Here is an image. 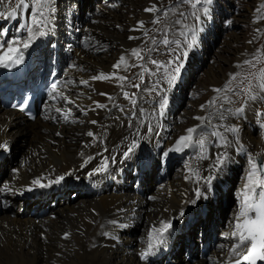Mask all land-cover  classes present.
Wrapping results in <instances>:
<instances>
[{"label":"bare ground","instance_id":"obj_1","mask_svg":"<svg viewBox=\"0 0 264 264\" xmlns=\"http://www.w3.org/2000/svg\"><path fill=\"white\" fill-rule=\"evenodd\" d=\"M18 2L4 0L0 4V12L5 13L0 16V54L8 43L17 41L15 46L23 52V59L11 67L0 65L2 72L20 74L30 53L37 49L36 63L41 62L46 73L47 65L61 68L66 82L57 92L59 102L44 104L33 121L8 108L9 95L0 99V145H4L0 150L11 151L22 139L26 142L19 156L0 157V264H225L238 242L231 233L251 163L257 164V157L264 158V76L253 79L249 87L233 84L235 91L249 92L242 111L226 98L215 102L216 111L215 106L209 108L195 101L183 123L172 116L181 96L178 91L162 115L159 110L160 93L168 99L174 95L173 86L162 81L180 52H175L178 49L171 42L168 56L172 62L166 64L168 60L158 57L157 48L156 56H150L149 46L143 47L140 41L143 22L153 17L154 5L126 0L129 6L125 12L123 7L113 10L101 1L96 11L86 15L83 7L90 0H51L50 10L45 12V35H37L24 49L27 27L33 26L37 6L35 0H25L28 8H16ZM207 17L199 24L200 33L189 50L202 57L207 47L199 45L207 31ZM125 22L128 26L122 30ZM250 45L247 50L233 49V62L224 55L230 49L217 52L215 64L206 70L207 77L197 90H208L211 96L219 87L238 81L240 76L232 72L253 49ZM144 48L148 50L137 56ZM251 60L244 62L260 63L257 58ZM130 62L135 70L133 82L125 79ZM101 75L105 78L93 79ZM144 78L147 88L137 91L133 85ZM153 88L156 91H149ZM126 90L134 95L128 108L117 101ZM190 128L195 132L188 147L173 144L174 137L186 136ZM232 128L237 131H230ZM259 128L261 133L256 137ZM133 141L137 147L125 158L123 153ZM144 149L151 152V171L141 168ZM170 149H190L187 160L177 164L172 173L165 168ZM218 157L223 158L220 165ZM105 160L106 170L97 171ZM241 171L233 199L229 192ZM209 176L213 179L207 184L205 178ZM59 177L63 179L56 182ZM133 178L137 181L130 187L128 182ZM34 180L45 186L32 183ZM26 191L35 194L26 197ZM72 192L77 195L74 199ZM190 211L201 213L195 217L198 221L184 222ZM164 223H171L164 243L149 251V234ZM197 228L199 247L193 240ZM216 230L220 232L208 249L209 241H205L211 242ZM183 237L186 240L181 245ZM153 239L155 242V233ZM144 253L147 255L142 258ZM164 253L167 255L162 258Z\"/></svg>","mask_w":264,"mask_h":264},{"label":"rangeland","instance_id":"obj_2","mask_svg":"<svg viewBox=\"0 0 264 264\" xmlns=\"http://www.w3.org/2000/svg\"><path fill=\"white\" fill-rule=\"evenodd\" d=\"M70 1L73 2V1H77V0H70ZM99 1L101 2L103 0H90L89 4L86 3V5H84V7H83L84 13L87 15L89 13H93L94 11H96L97 4L100 3ZM117 1L118 0H110L111 3H117ZM125 1L126 0H119L118 2L120 5H117V7L115 6L114 8H110V9L114 10L117 8L119 11L123 7L124 11L126 12L128 10L129 4H125L124 3ZM137 1L143 2L142 5H144L146 3H151L152 5H154V6H152V7H154L153 10H155V11H153V17L151 19H149L150 21L145 20L143 22V27L145 28L142 30V34H141V40L143 42L140 40L143 43V47L149 46L147 48L150 49V51H149L150 56H156V54L154 53L155 52L154 49L157 48L158 57H162L161 60H166V61L168 60L166 62V64L173 61L174 63L172 65H168V68L171 70L170 71L171 73L173 72V69L177 66V64H179L180 62L183 64V67L181 68V70L183 71V69H184L185 73H186L185 74L186 76H184V73L179 75V78H181V75L183 78V82L181 84H179L180 82L177 81L178 79L172 84L173 88L176 87V84H179L176 88V91H174L172 103H173L174 96L179 95V93H181V96H179L178 99L176 100L177 104L175 106V109L173 110L172 116L176 117L178 120L183 121V123H185L186 120L188 119V116H189L188 113H189L190 109H193L191 106V102L195 103V101H196L199 104L201 103V105L203 104L202 106H207L209 108L215 106L216 108L214 111H216L217 106H216L215 102L219 101L220 98H226V99L229 98L232 101V103L238 105L236 107L243 109V107L246 103V100H247V95L249 92L244 93L240 89H237V91H235L236 88L234 87L233 84H236V86H237L239 84L245 83L249 87L250 83L252 82L253 79L255 81L256 79H259L262 76H264V72L262 71V68L260 66V65L264 66V0H224V2L221 0H217V2H223L222 7H224L227 11L231 10V12L229 11L230 13L228 12L229 13L228 15H226L224 17L222 16L221 19L219 17L214 18V15L212 13L213 12L212 8L214 7V5L213 6L210 5L209 7H203V6H200L199 4H197L196 8H193L192 7L193 2H190L191 0H137ZM203 1L209 2L210 0H203ZM219 4L220 3H218V5ZM193 13H195L196 15H198L200 17L199 22L195 19V16L193 15ZM252 13L254 16H252ZM222 14H224V13H222ZM205 15L208 16L207 17L208 21L204 25V27H206L205 31L206 30L207 31L203 33L204 36H201L202 39H200V45L199 46L203 47L205 44L204 48L207 47V49H206L205 56L202 57L203 55L201 53L198 54L195 51H193V53H189V50L192 48H188L187 44H189V43H192L193 45L195 44L196 39H195V41H193L192 37H193V35H195V38H196V36L198 37V35L200 33L198 27H199V24L203 21V18ZM129 16H130V18L134 17L133 14H130ZM214 19H220L221 21L219 23L216 22V24H217L216 28L217 29L211 31L209 28H210V26L214 25V23H215ZM209 20H210V23H209ZM227 20L230 21V24L225 26L224 22H226ZM1 24H3V23L0 22V25ZM124 24H123V28H121L122 30L126 29L128 26L127 22H125ZM152 32L155 34H153ZM125 34H127V33L125 32ZM151 35L153 38L150 37ZM235 38H236V40H235ZM165 40L169 41V43L165 44L164 43ZM171 42H172L171 46L177 47V49H178V50H175V52H178V53L180 52V53L177 56H175V58L172 61H169L170 57L168 56V49H169ZM229 44H230V46H229ZM249 44H252V45H250V47L253 49L249 50V53L246 55V57L239 63L240 65L238 64V68L232 72L233 75L236 74L235 75L236 77H237V75L240 76L239 80L232 83V84L226 85L230 92L228 91L226 86L223 85L222 87L218 88L219 91L215 92V94H214L215 98H213L212 96H214V95L210 96V93L208 90H205V89L197 90V87H198L197 85L200 83V81L202 79H204L205 77H207L206 70L209 68V66L215 64L214 58H215L217 52L223 53L224 48L230 49L231 55L228 52H224V55L228 56V59L230 60V62H233V59L235 58L234 50H247ZM147 48H144L140 53L141 55L138 54L137 56H142V53L144 54V52L146 50H148ZM36 50L37 49L33 50L30 53L27 61L32 57L34 59V62H37L39 57H38V51H36ZM202 50H203V48H202ZM220 50H222V51H220ZM151 51H152V53H154L153 55H152ZM105 52H107V51H105ZM184 52H187V56L190 54V57L185 58L183 56ZM204 52H205V50H204ZM133 56H135V53L129 54V57H130L129 61L133 59ZM192 56H193V59H191ZM253 58H257V61L260 63H258L257 65H253V64H250L248 62H244L247 60L250 61ZM151 60L152 59L149 58V61H151ZM251 61H253V60H251ZM162 62H165V61H162ZM132 63L130 62L131 65H129L127 68L128 70H126L125 79H128V80L133 82L134 81L133 78H136V77L133 76V73L135 72V70L133 68ZM26 64H27V62H26ZM152 64H151V66H152ZM47 66H50V65H47ZM42 67H43V64H42ZM132 69L134 70L133 72H132ZM149 69H150V67H149ZM149 69L147 68L146 71H148ZM226 71H228V68L226 69ZM170 72H168V74H171ZM246 72H249V76L246 74ZM236 77H234V78L236 79ZM145 80L146 79L144 78L140 84L138 83V84H134V85H141L145 82ZM165 80H166V77H165ZM165 82L167 83V81H165ZM262 82L264 83V81H262ZM137 91H139V90L137 89ZM230 93L235 98L234 100L231 97ZM244 96H245V99L243 100ZM120 97L121 96H119L117 101L118 102H119V100L122 101V103H120V105L124 106V108L125 107L128 108L130 106V103H128L129 101L124 102L122 99H120ZM124 97H126V96H124ZM132 98H130V99H132ZM199 100H200V102H199ZM210 102H212V103H210ZM180 121L178 122L179 124H180ZM257 124L259 127L260 123H258V121H257ZM252 125L254 126V124H252ZM260 133H261V128H259L257 133H255L256 137ZM171 134H172V132L169 134L168 140L171 139V137H172ZM177 136L173 138V140H172V142H174L173 144H175L177 142V139L181 137V136L180 137H177ZM25 144H26V142H24V140L22 139L21 142H19V144L16 147H14L11 151H8L5 149L0 150L1 151L0 157L7 156L8 154H15L16 156H19L21 154V152L25 149ZM188 155H190V154H188ZM188 155H186L182 158H179V157L173 158L172 157L171 162H170V166H169L170 173L174 172L177 169V164H179V163L182 164L181 161L185 162L187 160ZM168 157L170 158V154ZM166 161H168V158ZM157 163H158V161H157ZM165 163H167V162H165ZM165 168H166V165H165ZM242 174H243V171L239 172L238 174H236L235 179H233V184L231 187L232 189H230V192H229L230 196L232 195L233 199H234V194L237 190L238 182L240 181ZM134 180H135V178L130 179V181H132V182H130V181L128 182L130 187L132 186V183H135ZM135 181H137V180H135ZM72 182L73 181L71 180L70 182H68L67 185L71 184ZM220 186L221 185H219L218 188ZM47 187H50V186H47ZM152 189L155 190V183H154ZM29 191H26V197H30V196L35 194V193L29 192ZM72 194H71L72 199L76 198L77 195H75V193H73V192H72ZM201 208L203 210L206 208V206L201 207ZM207 210H209V208L206 209V211ZM190 212H192V211H190ZM192 213L194 215L193 218L199 217L201 214L199 211L198 212H192ZM187 220H189L188 215H187V217H185L184 222H186ZM195 220L198 221L197 218ZM224 220H225V217L223 218L222 223H224ZM175 226H174V228H175ZM198 231H199V229L197 228L195 230V232L193 233V240L197 241L198 247H199V245H200V238H199L200 234H198ZM219 232H220V230H216L214 232L213 236H217ZM213 236H212V238H213ZM185 240H186V238L183 237L180 240L179 244L182 245ZM208 241L210 242V240L206 239L205 242H208ZM209 242L207 243L208 249L211 247L212 240L210 243ZM180 251H181V254H183V250L180 249ZM200 253H202V252H200ZM165 255H167V254L164 253V254H162L161 257L163 258ZM195 256L198 257L199 252H197L195 254ZM158 258H160V257H158ZM156 260L154 259L153 261H156Z\"/></svg>","mask_w":264,"mask_h":264},{"label":"snow or ice","instance_id":"obj_3","mask_svg":"<svg viewBox=\"0 0 264 264\" xmlns=\"http://www.w3.org/2000/svg\"><path fill=\"white\" fill-rule=\"evenodd\" d=\"M201 0H195L192 3V7L196 8L197 4H199ZM4 3V0H0V4ZM51 0H35V4L37 6V13L32 19V25L28 26V40L23 42V48L27 49L30 46V41L34 40L37 35L43 36L45 35V26L47 24V16L45 12L49 11V5ZM28 8L29 5L25 3V0H19L16 4V8ZM148 9H146L147 11ZM15 12V9H13ZM5 15V13L0 12V16ZM195 19L199 22L200 17L193 13ZM193 41H195V35L192 37ZM165 44H168L169 41L165 40ZM17 41H12L7 44V47L4 49L3 54H0V65L3 67H11L15 64H19L23 59V52L17 45ZM2 47V46H0ZM188 48H192L193 44H187ZM183 56L187 57V52L183 53ZM123 60V57L121 58ZM153 64H156V61H152ZM171 63V62H170ZM114 67H119V65H115ZM158 67H160L158 65ZM183 67L182 63L177 64V66L173 69V72L169 74L166 79L169 86H171L179 77L181 68ZM103 75L99 77H93V79H104ZM83 83H87V81H83ZM134 87H139V85H133ZM53 90H55L56 85H52ZM149 91H156L155 88L150 89ZM219 91V90H217ZM127 95V93H125ZM135 103V101H133ZM212 103V102H210ZM168 104V98L163 93H160L159 100V110L160 114H163L164 109H166ZM238 112L242 111V109H238ZM67 119V116H65ZM199 119V118H197ZM95 123V121H93ZM150 130V126H149ZM230 131H237V129L232 128ZM195 129L190 128L187 130L186 136H181L177 145H183V147H188L189 143L192 141L193 133ZM59 135V133H58ZM89 136H92L93 133L89 132ZM201 144L204 143L203 140L200 141ZM0 147H4V145H0ZM137 144L133 141L127 151L123 153L125 158H128L131 154L134 153ZM175 150L179 151L180 148L177 147ZM89 160L92 158L89 157ZM88 161H85L87 163ZM223 163V158H217V165ZM264 164V162H262ZM107 168V160L101 165L97 171H105ZM63 177H59L56 182L62 180ZM213 177L209 176L205 178V183L210 184ZM32 183L40 184L39 180H34ZM41 187L45 186L40 184ZM7 187V186H5ZM259 189V192L257 191ZM250 193V194H249ZM201 193L197 189V198H199ZM195 203V201H193ZM171 227V223H164L159 229H154L153 233H155V242L153 239V233L149 234V242H148V250L151 251L156 244L164 243V234ZM231 236L237 238V244L234 246L232 250V254L236 259L233 261V264H257V261H264V167H258V165L253 161L251 163L250 170L247 175V183L245 185V193L244 198L241 202L239 214L236 217V223L234 230L231 233ZM240 249H243L241 252ZM147 255V253L142 254V258Z\"/></svg>","mask_w":264,"mask_h":264}]
</instances>
